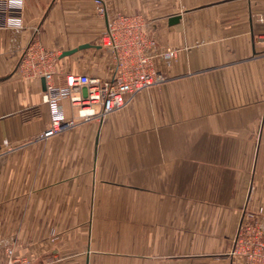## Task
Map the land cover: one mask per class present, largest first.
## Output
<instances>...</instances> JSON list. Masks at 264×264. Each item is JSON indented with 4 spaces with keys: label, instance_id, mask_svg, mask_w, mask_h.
Listing matches in <instances>:
<instances>
[{
    "label": "crops",
    "instance_id": "crops-1",
    "mask_svg": "<svg viewBox=\"0 0 264 264\" xmlns=\"http://www.w3.org/2000/svg\"><path fill=\"white\" fill-rule=\"evenodd\" d=\"M117 15L178 50L155 59L167 81L37 139L51 107L26 52L56 53L61 84L111 77L99 42ZM260 209L264 229V0H0V264H236L243 211Z\"/></svg>",
    "mask_w": 264,
    "mask_h": 264
},
{
    "label": "built area",
    "instance_id": "built-area-1",
    "mask_svg": "<svg viewBox=\"0 0 264 264\" xmlns=\"http://www.w3.org/2000/svg\"><path fill=\"white\" fill-rule=\"evenodd\" d=\"M101 12H104L103 9ZM99 47L110 59L112 76L103 78L69 73L65 75V84L56 80V53L48 52L40 46L31 47L26 52L22 71L26 70L45 80V100L51 107L50 124L37 139L62 134L74 127L79 119L90 120L97 116L104 120L109 114L122 109L128 103V96L167 81L153 56L156 43L149 35L148 22L144 17H112L100 37ZM159 57L165 66L176 58V53L164 51ZM66 97L78 109L77 118L65 117L60 102ZM262 215L263 209L248 212L240 221L230 252L236 264H264ZM1 264L30 263L8 257Z\"/></svg>",
    "mask_w": 264,
    "mask_h": 264
},
{
    "label": "rangeland",
    "instance_id": "rangeland-1",
    "mask_svg": "<svg viewBox=\"0 0 264 264\" xmlns=\"http://www.w3.org/2000/svg\"><path fill=\"white\" fill-rule=\"evenodd\" d=\"M153 38V37H152ZM154 39V38H153ZM154 41H155V43H156V47H155V49H154V51H153V56H154V58L155 59H157L164 51H174L175 53H176V58L174 59V60H172L170 63H168L167 65L165 64V66H167V67H170V65H172V63L173 62H175L176 61V59H177V53H178V50H157L156 48L157 47H159L158 46V44H157V42H156V40L154 39ZM166 76V75H165ZM167 78V77H166ZM98 118V117H97ZM100 119V118H99ZM81 120H84V119H81ZM248 212H251V211H247V210H244L243 211V217H244V215H246ZM237 231V230H236ZM236 233V232H235ZM234 236H235V234H234ZM229 250H230V252H231V250H232V240L230 241V244H229Z\"/></svg>",
    "mask_w": 264,
    "mask_h": 264
},
{
    "label": "water",
    "instance_id": "water-1",
    "mask_svg": "<svg viewBox=\"0 0 264 264\" xmlns=\"http://www.w3.org/2000/svg\"><path fill=\"white\" fill-rule=\"evenodd\" d=\"M179 21V18L178 17H173L172 19H171V23H176V22H178ZM88 46H81L79 49H83V48H87ZM77 50H73V51H70V52H65L64 54H63V56H68V55H71V54H73L74 52H76Z\"/></svg>",
    "mask_w": 264,
    "mask_h": 264
},
{
    "label": "clouds",
    "instance_id": "clouds-1",
    "mask_svg": "<svg viewBox=\"0 0 264 264\" xmlns=\"http://www.w3.org/2000/svg\"><path fill=\"white\" fill-rule=\"evenodd\" d=\"M10 5H14V6H21L22 5V0H10ZM9 23H16L17 25H19V21H9Z\"/></svg>",
    "mask_w": 264,
    "mask_h": 264
}]
</instances>
